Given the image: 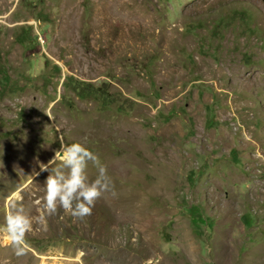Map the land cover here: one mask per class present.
I'll return each instance as SVG.
<instances>
[{
	"label": "rangeland",
	"instance_id": "rangeland-1",
	"mask_svg": "<svg viewBox=\"0 0 264 264\" xmlns=\"http://www.w3.org/2000/svg\"><path fill=\"white\" fill-rule=\"evenodd\" d=\"M128 1L0 0V264H264V0ZM57 137L111 179L83 217L43 213Z\"/></svg>",
	"mask_w": 264,
	"mask_h": 264
},
{
	"label": "clouds",
	"instance_id": "clouds-1",
	"mask_svg": "<svg viewBox=\"0 0 264 264\" xmlns=\"http://www.w3.org/2000/svg\"><path fill=\"white\" fill-rule=\"evenodd\" d=\"M59 146L45 161H38L39 169L47 174L43 180V213H54L57 205L68 210L72 216L83 217L90 213L94 200L111 183L105 165L85 143L71 141L65 143L62 137ZM91 162L96 167V175L89 179L86 167ZM51 165V167H49ZM15 200L9 201L0 233L13 247L15 254L25 251L24 234L32 220L23 207Z\"/></svg>",
	"mask_w": 264,
	"mask_h": 264
},
{
	"label": "bare ground",
	"instance_id": "bare-ground-1",
	"mask_svg": "<svg viewBox=\"0 0 264 264\" xmlns=\"http://www.w3.org/2000/svg\"><path fill=\"white\" fill-rule=\"evenodd\" d=\"M107 1V0H106ZM118 1H122V0H118ZM130 1V0H129ZM128 1V2H129ZM4 2V1H3ZM65 2V1H64ZM117 2V1H116ZM2 3V2H1ZM6 3V2H5ZM4 3V4H5ZM113 3V2H112ZM131 3V2H130ZM108 4H109V2H108ZM137 4V3H136ZM63 5V4H62ZM104 6H106V5H104ZM124 6V5H123ZM139 6V5H138ZM112 7V6H111ZM132 7H134V6H132ZM132 7H130V8H132ZM118 8V7H117ZM137 8V7H136ZM132 9H134V8H132ZM130 10V9H129ZM134 11V10H133ZM96 12V11H95ZM124 12V11H123ZM138 12V11H137ZM105 13V12H104ZM103 13V14H104ZM108 13V12H107ZM128 14V13H127ZM137 14V13H136ZM107 15V14H106ZM99 16V15H98ZM115 17V16H114ZM112 18V17H111ZM106 21V20H105ZM107 23V22H106ZM107 25V24H106ZM102 28V27H101ZM97 29V28H96ZM99 30H100V28H99ZM104 31V30H103ZM103 35V34H102ZM102 39H103V37H102ZM124 45V44H123ZM135 48V47H134ZM109 170V169H108ZM94 177V176H93ZM92 178V177H91ZM140 204V203H139ZM137 205H138V203H137ZM141 205V204H140ZM138 208H140V207H138ZM135 209V208H134ZM142 209V208H141ZM132 210V209H131ZM137 210V209H136ZM137 211H140V209H138ZM131 213V212H130ZM136 213V212H135ZM140 213V212H139ZM138 213V214H139ZM135 215V214H134Z\"/></svg>",
	"mask_w": 264,
	"mask_h": 264
}]
</instances>
